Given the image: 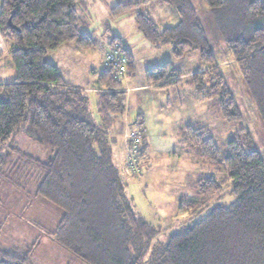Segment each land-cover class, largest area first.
Wrapping results in <instances>:
<instances>
[{
  "label": "trees",
  "instance_id": "obj_1",
  "mask_svg": "<svg viewBox=\"0 0 264 264\" xmlns=\"http://www.w3.org/2000/svg\"><path fill=\"white\" fill-rule=\"evenodd\" d=\"M160 1L173 7L178 22L159 30L149 12H136L141 35L156 46H169L173 58L197 55L199 64L189 75L193 93L212 99L225 122L238 124L225 157L200 124L177 131L178 142L193 150L203 165L226 174L189 184L198 196L189 206L216 202L210 211L162 242L161 226L133 209L108 140L113 122L126 110V90L117 69L104 61L115 49L126 58L132 77L135 62L129 46L118 35L106 38L102 46L103 68L95 74L100 89L95 103L98 119L90 110L87 92L68 82L57 65L45 59L64 43L85 50L98 45L93 31L80 24L79 3L86 9L79 0L2 2L0 34L15 77L0 82V177L14 163V156L42 172L34 195L61 213L47 233L83 264H264V154L242 121L240 104L220 68L213 41H225L230 49L242 90L264 132V0H200L211 31L203 27L194 0ZM138 3L119 1L111 6L110 15H122ZM144 75L148 84L158 87L183 81L171 60L145 69ZM18 134L45 147L48 158L43 161L24 152L14 142ZM147 148L144 134L141 151ZM225 189L236 195L229 205L219 202ZM0 264H33L32 250L0 249Z\"/></svg>",
  "mask_w": 264,
  "mask_h": 264
},
{
  "label": "rangeland",
  "instance_id": "obj_2",
  "mask_svg": "<svg viewBox=\"0 0 264 264\" xmlns=\"http://www.w3.org/2000/svg\"><path fill=\"white\" fill-rule=\"evenodd\" d=\"M85 2V9L79 3L80 24H87L89 28L82 26L83 30L94 29V37L97 43L107 35H122L131 45L140 50L138 55L137 70L132 77L126 74L121 77L126 92V112L129 111L133 118L139 111L143 114V133L153 135L156 143L150 150L144 151V167L140 163L141 170L133 173L126 166L128 154L127 135L131 124L125 132L126 149L122 176L125 179L127 196L136 212L155 226H161L160 241L164 242L170 234L180 231L193 222L203 218L216 202L209 206L195 208L189 206V202L197 199L189 185L201 177L209 175L226 176L212 166L203 165L193 150L178 143L175 131L185 124L198 123L214 137L221 157L227 155V142L232 132L237 128L234 124L225 122L214 107L213 100L196 96L190 83L188 73L195 71L199 64L197 55H189L181 58L170 57L175 68L183 73V81L176 86L131 88L144 83L143 67H152L169 59V46H156L143 37L138 30L135 13L149 12L159 30L172 26L178 22V15L167 3L155 4V0L147 3L142 0H79ZM119 1H137L133 9L121 16L110 15L111 6ZM161 2L160 0H158ZM157 1V2H158ZM199 9V18L206 31H211L208 23V13L205 4L200 0H194ZM94 2V3H93ZM110 29V31H109ZM120 33V34H119ZM210 35V34H209ZM213 39V38H212ZM148 43H147V42ZM214 47L219 57V65L225 79L232 88L237 102L240 104L242 121L249 130L254 133V138L264 154V132L261 122L256 115L254 107L242 90V78L238 71L230 49L225 41L214 40ZM219 41V42H218ZM96 43V45H97ZM149 44L151 47H149ZM99 45V44H98ZM90 50H81L85 56L65 53L62 54V63L68 69V65L74 58L79 75L71 77L83 83L92 82V71H100L103 56L99 46ZM150 48V49H148ZM101 49V48H100ZM52 52L45 55L49 61ZM144 56L149 59L146 64ZM101 57V58H100ZM79 61V62H78ZM61 67L66 72V68ZM146 82V80H145ZM147 83V82H146ZM148 84V83H147ZM151 85V84H149ZM88 84L87 87H90ZM90 100V110L98 119L96 112V95L87 92ZM139 109V111L137 110ZM135 114V115H133ZM125 112L122 114L124 117ZM141 125V124H140ZM142 127V126H141ZM165 135L166 139L157 137ZM122 138V136H120ZM150 141H153L152 138ZM24 152L41 160H46L49 151L39 143L29 139L24 134H18L14 141ZM157 150H162V156L156 157ZM148 153L151 160L148 164ZM189 159V160H188ZM120 164V162H119ZM147 164L148 169L147 168ZM127 174L130 177L126 176ZM43 174L37 168L26 166L23 161H18L14 156V163L5 169V175L0 177V249L13 250L17 253H25L32 250L33 264H83L79 259L63 250L50 238L48 231H52L60 217V212L53 205L34 195L35 189ZM228 190V187L226 188ZM219 202L225 205L232 203L236 195L226 193Z\"/></svg>",
  "mask_w": 264,
  "mask_h": 264
},
{
  "label": "crops",
  "instance_id": "obj_3",
  "mask_svg": "<svg viewBox=\"0 0 264 264\" xmlns=\"http://www.w3.org/2000/svg\"><path fill=\"white\" fill-rule=\"evenodd\" d=\"M157 1L158 0H155V4H157V5H159V4L162 3V2H159V1L157 2ZM2 2H3V0H0V10H1V6H2ZM149 2H150V0H149ZM119 16H121V15H119ZM86 27L89 28L88 25H86ZM91 31H93V33H94L95 30L94 29H91ZM109 31H110V29H109ZM102 35H103V37L98 42V44H99L98 45L99 46V50H101V55H102V46H103L106 38H108L109 36H111V34L110 35H107L106 38L104 37L105 36V32ZM118 36H120L122 39H124L125 40V43L129 46V48L131 50V53L133 54V59H134V62H135V71H136L138 69L137 68L138 55L140 54L141 51L137 49V46L131 45V43H129V41H127V38L125 36H122V35H118ZM95 47H97V46H95ZM95 47L90 48V49H94ZM149 47H151L150 44H149ZM60 49H62V52L63 53L69 51L72 54V56L74 54H77V55H82L83 57L85 56V54H83L84 52H81V50L84 51L85 49H79V48L75 47L71 43H64L59 48H57L56 50L50 51L53 54L51 56V59H49V61L52 62V63H54L55 65H57V67L59 68V70L61 71V73L64 75V77L66 78V80L68 82H70L71 84H73L75 87L84 89L86 92H91V93L94 92V94L96 95V98H97V94H98V91L100 89L95 85V74L98 73L99 71L98 72L97 71H94V70L92 71V74H93L92 82L87 83V85L85 87V85L83 83H81L77 79L75 80V79H73L71 77V75L73 76L74 74L79 75V70H78V68L76 66V63L73 62V61H75V59L73 58L71 60L70 64L68 65V69H67V67H65L63 65V63H62V60H63L62 54H59V52H58V51H60ZM90 49H86V50H90ZM148 49H150V48H148ZM168 50H169V59L168 60H171L170 57H173V56H172L171 51H170L169 48H168ZM6 51H7V44L5 43V41L3 40V38H2V36L0 34V82L10 81V80H12L15 77V69H14V67L12 65V62L10 61V58H8V56L6 54ZM143 59H146L145 62H146V64H148V60L149 59L147 58V56L146 57L144 56ZM61 64H62V66H64V68H66L65 69L66 72L63 71V69L61 67ZM159 64H161V63H159ZM147 68H149V66H147V65H145L143 67V69H142L143 70V73H144V70L147 69ZM177 70L180 71V69L178 67H177ZM135 71H134V73H135ZM191 73H192V70H190L186 74H189L190 75ZM143 76H144V83L142 85H135V86H133L131 88H139V87H146V86L149 87V86H153V85L147 84L145 82V75L143 74ZM88 84H91V86L90 87H87ZM127 89H128V87L125 88L126 92H127ZM137 110L139 111V109H137ZM133 115H135V114H133ZM131 116L132 115H130L129 111L128 112L125 111L124 117L121 116L119 119H116L113 122V125H112V127L110 128V130L108 132V140H109V143L111 145V150H112L111 159H112V162L114 163V165L119 169V171L121 173V176H122V172H121V168L120 167L123 166L124 156H125V149H126V139H125L126 129L134 121H136V119H138L142 123V126H144V123H143L144 122V120H143V114L140 111L133 118H131ZM185 125H187V124H185ZM177 131H175V133H173V134H176V138H177ZM120 136H122V138H120ZM155 136L162 138V140L166 139V136L165 135H162V136L155 135ZM145 138H146V141L148 143V151H149L151 145L153 143H156V138L153 135H151V138H152L153 141H150L151 138L149 137V135L147 134V132L145 133ZM177 141H178V138H177ZM181 145H183V144H181ZM162 153H163L162 150H157L156 157L162 156ZM148 156H149L148 157L149 158L148 159V164H149V161L151 160L150 153H148ZM119 162H120V164H119ZM148 164H147V168L146 169H148V166H149ZM126 176L130 177L129 174H127ZM122 178H123V176H122ZM124 181H125V179H124ZM126 193H127V191H126Z\"/></svg>",
  "mask_w": 264,
  "mask_h": 264
},
{
  "label": "built area",
  "instance_id": "obj_4",
  "mask_svg": "<svg viewBox=\"0 0 264 264\" xmlns=\"http://www.w3.org/2000/svg\"><path fill=\"white\" fill-rule=\"evenodd\" d=\"M115 49H110L105 55L104 61L106 65H112L117 69L118 74L123 77L127 71V60L124 56L116 54ZM140 124L136 121L133 122V126L130 128V132L127 135L128 140V154L126 157V166L131 172L136 173L141 170L140 163L144 167L145 154L141 151V139L144 137Z\"/></svg>",
  "mask_w": 264,
  "mask_h": 264
},
{
  "label": "water",
  "instance_id": "obj_5",
  "mask_svg": "<svg viewBox=\"0 0 264 264\" xmlns=\"http://www.w3.org/2000/svg\"><path fill=\"white\" fill-rule=\"evenodd\" d=\"M9 24H12V23H11V20H9Z\"/></svg>",
  "mask_w": 264,
  "mask_h": 264
}]
</instances>
